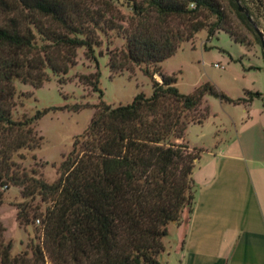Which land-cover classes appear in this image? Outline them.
<instances>
[{
	"label": "trees",
	"instance_id": "obj_1",
	"mask_svg": "<svg viewBox=\"0 0 264 264\" xmlns=\"http://www.w3.org/2000/svg\"><path fill=\"white\" fill-rule=\"evenodd\" d=\"M105 6L125 2L136 23L115 25L106 12L89 11L76 0H0V206L5 189H20L22 198H39L45 209L23 203L17 220L39 221L42 246L11 255L12 246L0 239L1 264H44V253L52 264H158L167 226L187 223L194 209L196 187L193 171L200 151L184 144L190 125H201L207 112H200L205 95L234 105H248V98L231 100L205 84L191 94H181L176 77L145 73L151 78L152 94H137L128 105L112 107L101 98L95 49L99 34L118 30L125 49L111 53V74L130 71L132 66L159 65L173 56L180 44L205 30L208 39L220 31L247 45L233 26L219 0H101ZM249 15L259 21L262 0H240ZM231 12L253 33L246 15L229 1ZM256 39L259 42L258 37ZM77 49L96 64V71L79 75L81 85L99 94L94 114L84 134L76 138L71 152L49 184L39 169L21 168L15 157L21 151L40 148L37 122L49 110L31 117L13 118L16 81L39 89L48 81L47 71L65 76L76 64ZM89 105H75L78 112ZM39 168V169H38ZM31 214V215H30ZM1 231V226H0Z\"/></svg>",
	"mask_w": 264,
	"mask_h": 264
},
{
	"label": "rangeland",
	"instance_id": "obj_2",
	"mask_svg": "<svg viewBox=\"0 0 264 264\" xmlns=\"http://www.w3.org/2000/svg\"><path fill=\"white\" fill-rule=\"evenodd\" d=\"M76 1L88 7L91 12H108L104 14L105 17H111L115 25L127 28L131 23H136L132 8L125 2H113L105 6L101 0ZM219 1L228 12L233 26L245 37L247 45L235 43L222 31L208 39L206 31L202 30L191 41L181 43L176 53L159 65L132 66L130 71L111 74L107 66L108 56L124 50L125 40L118 30L108 31L105 35L99 34L101 46L95 49V55L100 72L99 88L103 93L101 100L107 105L117 107L130 104L139 93L151 96V78L145 71L150 74L156 73L153 78L157 81H160V74L174 75L177 80L175 86L184 95L191 94L205 84L212 85L233 101L248 98L246 92L260 93L261 97L255 98L248 105H234L205 95L200 112L206 110V118L201 125H190L187 128L184 141L197 144L198 147L204 145L209 148V144L212 145L216 141L219 146H225L236 138L242 123L248 119L244 107L247 110H264V57L255 32L251 33L231 12L229 5L231 0ZM262 2L264 7V0ZM246 3L253 7L252 0H246ZM251 18L264 34V15L261 14L258 22ZM84 51L77 49L76 64L65 76L57 77L47 71L48 81L39 89L19 81L14 83L16 89L14 119L31 117L36 111L55 109L49 110L37 122V135L43 139L40 148L35 151H21L23 159L15 157L17 164L26 170L41 166L42 168L38 169L42 178L49 184L57 180L60 164L71 152L74 140L88 128L94 114L92 106L100 101L99 94L81 85L77 78L79 75L96 71L95 62L88 60ZM75 105L90 107L75 112L72 109ZM202 157L203 154L200 152L199 162ZM23 203L31 204L32 207L37 206L39 211H43L46 206L38 197L25 201L19 188L5 189L3 204L0 206V239L5 245L11 244L13 257L26 253L30 259L31 250L36 246H42L43 232L39 221L31 216L28 225L19 224L17 207ZM186 223L185 216L182 224ZM167 231L168 235L162 240L164 251L159 256L158 264H179L181 253L177 250L178 228L170 224ZM44 264H52L45 253Z\"/></svg>",
	"mask_w": 264,
	"mask_h": 264
},
{
	"label": "crops",
	"instance_id": "obj_3",
	"mask_svg": "<svg viewBox=\"0 0 264 264\" xmlns=\"http://www.w3.org/2000/svg\"><path fill=\"white\" fill-rule=\"evenodd\" d=\"M244 113L225 146L181 141L203 157L192 175L193 212L176 225L179 264H264V110Z\"/></svg>",
	"mask_w": 264,
	"mask_h": 264
},
{
	"label": "water",
	"instance_id": "obj_4",
	"mask_svg": "<svg viewBox=\"0 0 264 264\" xmlns=\"http://www.w3.org/2000/svg\"><path fill=\"white\" fill-rule=\"evenodd\" d=\"M231 1L237 4L238 12L240 14L246 15L248 22L253 26L254 32L259 39V43H260L262 53H263V57H264V34H263V32L257 27L256 23L253 21V19L249 15V12L240 3V0H231Z\"/></svg>",
	"mask_w": 264,
	"mask_h": 264
}]
</instances>
